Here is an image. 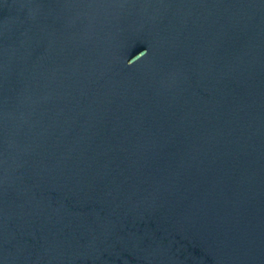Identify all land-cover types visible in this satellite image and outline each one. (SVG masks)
Segmentation results:
<instances>
[{
  "label": "water",
  "instance_id": "1",
  "mask_svg": "<svg viewBox=\"0 0 264 264\" xmlns=\"http://www.w3.org/2000/svg\"><path fill=\"white\" fill-rule=\"evenodd\" d=\"M0 264H264V0H0Z\"/></svg>",
  "mask_w": 264,
  "mask_h": 264
},
{
  "label": "clouds",
  "instance_id": "2",
  "mask_svg": "<svg viewBox=\"0 0 264 264\" xmlns=\"http://www.w3.org/2000/svg\"><path fill=\"white\" fill-rule=\"evenodd\" d=\"M141 56H143V57L147 56V52H142V53H140L137 57L139 58V57H141Z\"/></svg>",
  "mask_w": 264,
  "mask_h": 264
}]
</instances>
